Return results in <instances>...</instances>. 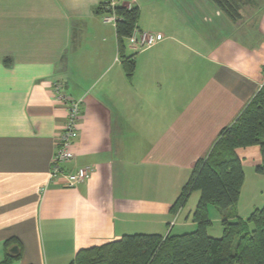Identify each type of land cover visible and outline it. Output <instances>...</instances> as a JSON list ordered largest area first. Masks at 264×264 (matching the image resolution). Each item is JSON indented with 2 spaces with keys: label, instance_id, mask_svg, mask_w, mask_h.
<instances>
[{
  "label": "crops",
  "instance_id": "obj_1",
  "mask_svg": "<svg viewBox=\"0 0 264 264\" xmlns=\"http://www.w3.org/2000/svg\"><path fill=\"white\" fill-rule=\"evenodd\" d=\"M102 2L0 0V264L11 247L21 254L8 264H70L80 249L126 233L195 231L200 192L176 214L171 206L264 85V0H236L233 15L219 0H119L139 7L136 29L162 35L143 50L124 39L131 77ZM57 82L83 101L66 168L93 171L75 187L50 178L67 120ZM236 153L241 199L248 175L264 182L255 170L263 158L259 145ZM260 194L240 217L264 204ZM208 209V233L220 237L222 214Z\"/></svg>",
  "mask_w": 264,
  "mask_h": 264
},
{
  "label": "trees",
  "instance_id": "obj_2",
  "mask_svg": "<svg viewBox=\"0 0 264 264\" xmlns=\"http://www.w3.org/2000/svg\"><path fill=\"white\" fill-rule=\"evenodd\" d=\"M219 3L230 14H236L234 2L219 0ZM102 12L100 5L99 13ZM117 12L122 16L116 22L118 46L127 76L131 77L135 63L124 56V39L136 28L140 10L138 6L120 5ZM252 145L261 148L263 160L255 170L264 175V85L236 120L221 130L209 154L196 162L171 206L170 212L176 214L186 206L193 192H200L193 213L195 231L167 235L124 234L102 245L80 249L70 264H264V204L247 218L237 212L245 171L236 149ZM210 205L222 214L220 237L208 233L212 224ZM11 248L7 249L2 264L20 256L18 246L14 253Z\"/></svg>",
  "mask_w": 264,
  "mask_h": 264
},
{
  "label": "built area",
  "instance_id": "obj_3",
  "mask_svg": "<svg viewBox=\"0 0 264 264\" xmlns=\"http://www.w3.org/2000/svg\"><path fill=\"white\" fill-rule=\"evenodd\" d=\"M119 6V0H103L101 14L103 21L116 23L121 20L122 16L117 12ZM128 39L137 50H143L158 43L162 39V35L135 28ZM54 90V100L65 106L67 120L57 136L56 151L51 161L50 178L52 181H62L66 187H75L89 179L93 171L90 167H79L76 170L66 168V164L76 157L75 144L78 138V125L82 115L83 101L71 97L65 91L64 83H55Z\"/></svg>",
  "mask_w": 264,
  "mask_h": 264
},
{
  "label": "rangeland",
  "instance_id": "obj_4",
  "mask_svg": "<svg viewBox=\"0 0 264 264\" xmlns=\"http://www.w3.org/2000/svg\"><path fill=\"white\" fill-rule=\"evenodd\" d=\"M230 1L234 2L236 0H230ZM263 190H264V182L259 181V180H255L254 178H251L250 175H248L247 184H246V187H245L244 192L242 194V198L239 200L238 207L240 206L241 209H244L245 207L248 208V206H250L252 204L251 202H257L258 198H260V200H261L262 196H261L260 192H263ZM259 204L262 205L263 202L259 203ZM215 228H216V224L213 227V231ZM126 234H134V233H126ZM121 237H119V238H121Z\"/></svg>",
  "mask_w": 264,
  "mask_h": 264
},
{
  "label": "water",
  "instance_id": "obj_5",
  "mask_svg": "<svg viewBox=\"0 0 264 264\" xmlns=\"http://www.w3.org/2000/svg\"><path fill=\"white\" fill-rule=\"evenodd\" d=\"M13 251H14V252H16V251H17V248H16V247H15V248H13V249H12V252H13Z\"/></svg>",
  "mask_w": 264,
  "mask_h": 264
}]
</instances>
